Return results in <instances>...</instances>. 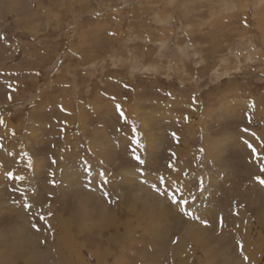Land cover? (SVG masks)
I'll list each match as a JSON object with an SVG mask.
<instances>
[{"label": "rangeland", "instance_id": "1", "mask_svg": "<svg viewBox=\"0 0 264 264\" xmlns=\"http://www.w3.org/2000/svg\"><path fill=\"white\" fill-rule=\"evenodd\" d=\"M0 34V264H264V0H0Z\"/></svg>", "mask_w": 264, "mask_h": 264}, {"label": "snow or ice", "instance_id": "2", "mask_svg": "<svg viewBox=\"0 0 264 264\" xmlns=\"http://www.w3.org/2000/svg\"><path fill=\"white\" fill-rule=\"evenodd\" d=\"M244 24H245V26H247V20L246 19L244 20ZM0 39H3L2 34H0ZM8 87L9 88H12V85H8ZM13 90H15V89H13ZM8 99H12V96L9 95L8 96ZM112 99L115 100V97H112ZM254 106L255 105H254V102H253L252 105H251V107H254ZM115 110L119 114V116H120V118L122 120H125V121L127 120V117L125 115V112H124L121 104L116 103L115 104ZM251 119H252V117L249 115L248 116L249 122H251ZM2 122L3 121L0 120V123H2ZM243 131L247 132L248 129H244ZM133 132H134V138L132 140V143L135 144V145H137L138 147L142 148L143 147V144H141V142H140V136L142 135V133L137 132L135 128H133ZM173 135L175 136V133H173ZM252 135L255 136V133H252ZM244 143L247 145V147L249 149H251L252 159H251L250 162L257 163L258 166H259V171L262 174H264V153L258 152L257 151V148L254 147L253 144L250 143L249 141H244ZM260 147L262 149H264V142H261ZM132 151H133V158L136 161H138L139 164H141V165L145 164V161L143 159H141V157L138 154H136V149L133 148ZM28 166L29 167H32L31 157H29ZM141 171H142V169H141ZM6 175L8 177L12 178L14 174H13V172L9 171V172L6 173ZM101 175H103V173H101ZM15 179L23 180L24 177L23 176H16ZM254 179L256 181H258L261 185H264V176H255ZM104 182L107 183V179H105ZM158 183H160V184L167 183L169 188H173L174 187V191L172 192L171 196L168 197L170 199V201H171V204L179 207L181 209V211L184 212L185 215H189V216L192 215V213L185 211V206L188 205V200L184 198V196L182 195V193L185 191L186 185H181V184H179L178 181H166L163 176H161V177L158 178ZM152 187L158 193L160 192V189L157 187V185L154 184V185H152ZM201 187H202V184H201ZM177 193H181V195H177ZM160 194L165 195V196H168V192L167 191H165L164 193H160ZM105 195L107 196L108 193L105 192ZM189 195H191V192L190 191H189ZM195 198L196 197L193 195L192 196V199L195 200ZM25 207L31 208L32 205L31 204H25ZM195 218L196 219H199V217H195ZM39 219L40 220H44L45 218H44V216H40ZM222 222H223V218H221V223ZM201 223H203L205 226H207L208 220H206V219L205 220H202ZM32 227L34 229H36L37 231H39V228H38V226L36 224H33ZM239 248H240L241 251H243V249H244L243 243H239ZM243 259H244V261L247 262L249 260V257L248 256H244Z\"/></svg>", "mask_w": 264, "mask_h": 264}, {"label": "bare ground", "instance_id": "3", "mask_svg": "<svg viewBox=\"0 0 264 264\" xmlns=\"http://www.w3.org/2000/svg\"><path fill=\"white\" fill-rule=\"evenodd\" d=\"M60 235H61V233H60ZM250 243H252L253 244V246L255 247V245H254V243L250 240ZM248 246H250L251 247V250H252V248L254 249V247H252V245H250L249 243H247V244H245V249L246 250H243V251H247L248 249L246 248V247H248ZM4 248V247H3ZM258 252H260V250L258 251ZM259 255V254H258ZM259 256H261V255H259ZM3 257V256H2ZM1 258V257H0ZM17 258V257H16ZM73 260V262H78V263H80V264H87L81 257H80V255H79V253H76L75 254V257L72 259ZM65 261V260H64ZM60 262V261H59ZM58 263V262H57ZM72 262H70V264H71ZM61 264V263H60Z\"/></svg>", "mask_w": 264, "mask_h": 264}]
</instances>
